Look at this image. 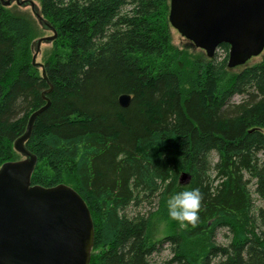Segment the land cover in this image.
Masks as SVG:
<instances>
[{
	"label": "trees",
	"instance_id": "16d2710c",
	"mask_svg": "<svg viewBox=\"0 0 264 264\" xmlns=\"http://www.w3.org/2000/svg\"><path fill=\"white\" fill-rule=\"evenodd\" d=\"M37 2L55 31L41 68L30 21L0 4V166L22 158L13 143L48 100L25 143L30 181L84 200L89 264H264V58L228 69L225 44L189 58L170 44L169 0ZM193 188L198 220L182 225L166 201Z\"/></svg>",
	"mask_w": 264,
	"mask_h": 264
},
{
	"label": "water",
	"instance_id": "95a60500",
	"mask_svg": "<svg viewBox=\"0 0 264 264\" xmlns=\"http://www.w3.org/2000/svg\"><path fill=\"white\" fill-rule=\"evenodd\" d=\"M13 3L29 6L41 28L52 33L35 43L32 65L41 68L35 62L39 47L54 40L55 31L32 0H0L3 7ZM168 22L209 59L227 45L228 69L245 65L264 50V0H169ZM45 101L13 143L22 159L0 166V264H89L94 230L84 200L63 184L43 188L30 181L37 161L25 143L35 118L49 106ZM129 101L128 95L118 98L121 107Z\"/></svg>",
	"mask_w": 264,
	"mask_h": 264
},
{
	"label": "rangeland",
	"instance_id": "374dc122",
	"mask_svg": "<svg viewBox=\"0 0 264 264\" xmlns=\"http://www.w3.org/2000/svg\"><path fill=\"white\" fill-rule=\"evenodd\" d=\"M32 1L35 3L37 11H39V4H38L37 0H32ZM8 9L12 13L20 14V15H22L24 17H27L28 20L30 21L31 26H32V31H33V36H32V40H31V53L33 55L34 52H35V49H36V46H35L36 41L41 39V38L50 37V36H52V33L50 31H48V30L44 31L41 28V26L39 25L38 21L35 19V17L31 13V10H30L29 6L19 7V6L15 5L13 3V4H11L8 7ZM169 35H170V44L172 46H174L175 48H177V50H179V51H185L186 55L189 58H195V57H198V56L203 58V56H206L205 53L202 50L195 48L190 42H188L187 40L182 38L172 28L169 31ZM50 50H51V43H48V44L42 43L40 45L39 51H38V53L36 55L35 62L43 64L44 59L46 58V56L50 52ZM214 56H218L219 58H223L224 54L222 53V51L216 50ZM263 58H264V50L259 56L250 59L246 63V65H253L255 63H258ZM233 100H234V102H239L240 98L236 97ZM263 134H264V132H263ZM18 158H19L18 160L22 159L20 157H18ZM214 161H216V160H214ZM181 177H182V175L179 177V184L182 185V186L186 185L188 183V178L182 179ZM250 186H251L250 187V191H253L254 189H253L252 185H250ZM253 197L255 199V205L261 206L260 203L256 200L257 197L256 196H253ZM149 209L150 208H148L146 205H144V206L141 207L140 212H144V211L146 212ZM228 241H229V239H228L227 231L226 230H219L217 232V242L220 243V244H227ZM160 257H161V259L169 258V251L166 249V247H163Z\"/></svg>",
	"mask_w": 264,
	"mask_h": 264
},
{
	"label": "clouds",
	"instance_id": "9594fccd",
	"mask_svg": "<svg viewBox=\"0 0 264 264\" xmlns=\"http://www.w3.org/2000/svg\"><path fill=\"white\" fill-rule=\"evenodd\" d=\"M201 205L199 189L184 190L171 195L166 201L168 215L172 220L194 224L198 220Z\"/></svg>",
	"mask_w": 264,
	"mask_h": 264
}]
</instances>
